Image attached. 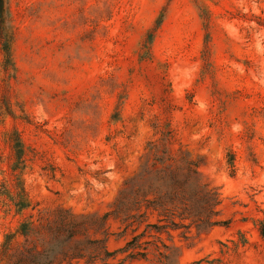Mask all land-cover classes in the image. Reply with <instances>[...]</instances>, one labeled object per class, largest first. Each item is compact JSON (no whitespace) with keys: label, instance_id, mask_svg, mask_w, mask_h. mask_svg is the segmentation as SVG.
<instances>
[{"label":"rangeland","instance_id":"1","mask_svg":"<svg viewBox=\"0 0 264 264\" xmlns=\"http://www.w3.org/2000/svg\"><path fill=\"white\" fill-rule=\"evenodd\" d=\"M7 6L0 264H264V0ZM171 174L217 193L219 225L196 226Z\"/></svg>","mask_w":264,"mask_h":264},{"label":"trees","instance_id":"2","mask_svg":"<svg viewBox=\"0 0 264 264\" xmlns=\"http://www.w3.org/2000/svg\"><path fill=\"white\" fill-rule=\"evenodd\" d=\"M160 20L156 22V28L159 27ZM14 29L11 24V18L7 6V0H0V70L5 79H11L15 74V66L13 61V45H14ZM153 39V34L148 33L144 40V46L147 51L150 49V44ZM14 148L17 150L18 156L22 154L18 135L15 134ZM231 164V161H230ZM168 185L173 193L172 197L176 198L187 211L188 216L194 218L193 222L197 227H209L219 225V221H213L212 215L216 213L215 206L218 204L217 193L213 190L202 191L197 184L192 182L188 176L179 177L176 174H171L168 178ZM7 194L0 192V195ZM17 211L22 210L26 205L24 201V192L21 187L16 192L14 197L6 195ZM138 236H134L131 241L126 243V249L131 245ZM51 257L41 256V254L29 253L25 258L19 259L15 264H52ZM106 264V263H103Z\"/></svg>","mask_w":264,"mask_h":264}]
</instances>
